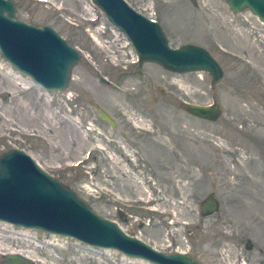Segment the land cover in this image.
Returning <instances> with one entry per match:
<instances>
[{"label":"rangeland","instance_id":"obj_1","mask_svg":"<svg viewBox=\"0 0 264 264\" xmlns=\"http://www.w3.org/2000/svg\"><path fill=\"white\" fill-rule=\"evenodd\" d=\"M14 1L19 19L54 28L81 60L65 90L45 91L0 51V157L23 149L99 215L161 251L264 264V23L225 0H127L160 21L171 46L210 51L224 70L215 82L208 71L135 64L126 35L92 0ZM183 102L218 103L222 115L199 118ZM209 197L219 207L203 215ZM0 247V264L13 248L31 264H152L1 220Z\"/></svg>","mask_w":264,"mask_h":264},{"label":"water","instance_id":"obj_2","mask_svg":"<svg viewBox=\"0 0 264 264\" xmlns=\"http://www.w3.org/2000/svg\"><path fill=\"white\" fill-rule=\"evenodd\" d=\"M233 13L250 10L264 22V0H225ZM109 21L132 42L141 62H153L172 72L208 71L215 82L224 76L216 58L204 47L170 45L163 27L136 11L126 0H93ZM14 0H0L1 55L22 74L47 91L65 90L81 52L50 26H36L19 19ZM102 82H108L105 77ZM190 114L218 120L222 108L183 102ZM99 116L115 126V121L99 106ZM219 207L209 197L201 205L203 215ZM0 220L17 226L74 237L95 248L117 250L128 257L152 264H202L190 254L164 252L143 239L127 233L115 220L102 217L73 189L44 170L26 151L12 148L0 157ZM7 264H31L20 255H6Z\"/></svg>","mask_w":264,"mask_h":264},{"label":"bare ground","instance_id":"obj_3","mask_svg":"<svg viewBox=\"0 0 264 264\" xmlns=\"http://www.w3.org/2000/svg\"><path fill=\"white\" fill-rule=\"evenodd\" d=\"M85 8H87L88 9V11L89 12H91V9L89 8V7H87V6H85ZM150 8H151V6H150ZM92 37H93V39L96 41V42H99L100 44H101V41H99V35H98V33L95 31V32H92L91 34H90ZM24 235H28V236H30L27 232H24L23 233ZM0 254H2V253H5V250L7 249V248H2V247H0ZM21 254L20 253V251H18L16 248H13V251H10L9 252V254ZM30 257V256H29Z\"/></svg>","mask_w":264,"mask_h":264},{"label":"flooded vegetation","instance_id":"obj_4","mask_svg":"<svg viewBox=\"0 0 264 264\" xmlns=\"http://www.w3.org/2000/svg\"><path fill=\"white\" fill-rule=\"evenodd\" d=\"M138 64H141V63H138Z\"/></svg>","mask_w":264,"mask_h":264}]
</instances>
